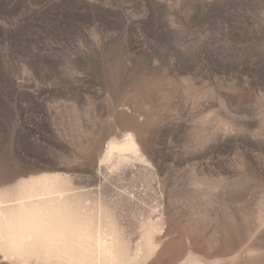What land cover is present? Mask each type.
I'll use <instances>...</instances> for the list:
<instances>
[{
    "label": "rangeland",
    "instance_id": "obj_1",
    "mask_svg": "<svg viewBox=\"0 0 264 264\" xmlns=\"http://www.w3.org/2000/svg\"><path fill=\"white\" fill-rule=\"evenodd\" d=\"M48 174L150 216L138 264H264V0H0V192Z\"/></svg>",
    "mask_w": 264,
    "mask_h": 264
},
{
    "label": "bare ground",
    "instance_id": "obj_2",
    "mask_svg": "<svg viewBox=\"0 0 264 264\" xmlns=\"http://www.w3.org/2000/svg\"><path fill=\"white\" fill-rule=\"evenodd\" d=\"M131 162H143L131 135L109 142L102 158L106 168L113 172ZM14 186L0 192L1 262L138 264L157 249V223L150 216L137 224L139 241L133 243L111 206L101 198L89 203L61 175L30 177Z\"/></svg>",
    "mask_w": 264,
    "mask_h": 264
}]
</instances>
